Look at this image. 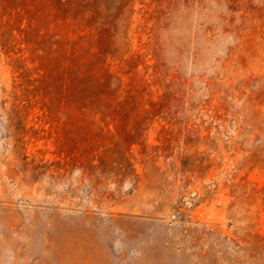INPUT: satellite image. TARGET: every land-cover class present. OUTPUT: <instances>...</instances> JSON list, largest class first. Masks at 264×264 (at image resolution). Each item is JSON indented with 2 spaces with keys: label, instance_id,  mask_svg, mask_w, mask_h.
Returning a JSON list of instances; mask_svg holds the SVG:
<instances>
[{
  "label": "rangeland",
  "instance_id": "obj_1",
  "mask_svg": "<svg viewBox=\"0 0 264 264\" xmlns=\"http://www.w3.org/2000/svg\"><path fill=\"white\" fill-rule=\"evenodd\" d=\"M0 264H264V0H0Z\"/></svg>",
  "mask_w": 264,
  "mask_h": 264
}]
</instances>
